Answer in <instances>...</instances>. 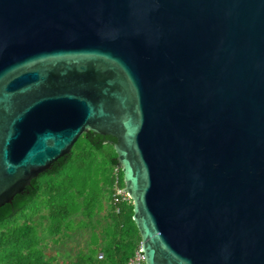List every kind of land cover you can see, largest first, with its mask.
Returning a JSON list of instances; mask_svg holds the SVG:
<instances>
[{
	"label": "water",
	"instance_id": "water-1",
	"mask_svg": "<svg viewBox=\"0 0 264 264\" xmlns=\"http://www.w3.org/2000/svg\"><path fill=\"white\" fill-rule=\"evenodd\" d=\"M88 131L146 264H264V0H0V208Z\"/></svg>",
	"mask_w": 264,
	"mask_h": 264
},
{
	"label": "trees",
	"instance_id": "trees-1",
	"mask_svg": "<svg viewBox=\"0 0 264 264\" xmlns=\"http://www.w3.org/2000/svg\"><path fill=\"white\" fill-rule=\"evenodd\" d=\"M115 139L111 136L85 132L70 154L57 160L52 169L32 180L22 194L0 208V264H54L56 257L46 254L39 227L48 220L49 236L61 242L68 231L75 229L74 216L82 215V226L92 228V241L98 248L87 245L80 249L72 264H126L141 244V236L133 220V203L114 204V184L117 174ZM98 168L107 176L102 191L91 180L92 169ZM119 184L125 186L121 170ZM102 192L109 201L105 225L100 234L92 224L97 210H101ZM43 210L46 214H40ZM37 217V218H36ZM81 226V227H82ZM103 254L99 259L97 252ZM69 257V253H65Z\"/></svg>",
	"mask_w": 264,
	"mask_h": 264
},
{
	"label": "rangeland",
	"instance_id": "rangeland-1",
	"mask_svg": "<svg viewBox=\"0 0 264 264\" xmlns=\"http://www.w3.org/2000/svg\"><path fill=\"white\" fill-rule=\"evenodd\" d=\"M103 165L102 161L100 163H97V165L92 169L91 172V180L95 184V187L97 191H102L103 183L106 181L107 176L105 173V169L103 168V171L98 168ZM101 201L103 202L102 209L99 211H96V214L92 218V224L95 226V230L97 233L100 234V231L102 230V227L105 225L106 222V216L108 214L109 209V201L106 198V194L104 196V192H102ZM40 214L45 215L46 211L43 210ZM37 218V217H36ZM75 222V229H70L68 231L69 236L64 237L61 242L53 241V238H58V236H49L47 232V224L48 220L45 219L43 221V224L39 227V233L42 237H44V243L47 245L46 247V254L48 256H54L56 257L54 264H72V262L75 260L78 252L80 249H85L87 245L92 241V228L93 226L90 225H84L82 226V223L80 220H83L85 222H88V219L83 217L82 215H76L74 216ZM82 226V227H81ZM91 245L98 248V245L94 243H90ZM65 253H69V257L65 255ZM98 258L102 259L103 256L102 252H97Z\"/></svg>",
	"mask_w": 264,
	"mask_h": 264
},
{
	"label": "built area",
	"instance_id": "built-area-1",
	"mask_svg": "<svg viewBox=\"0 0 264 264\" xmlns=\"http://www.w3.org/2000/svg\"><path fill=\"white\" fill-rule=\"evenodd\" d=\"M119 169L117 168L115 170V173L117 174V177L115 179V184H114V204H119L123 201H127L129 203L132 202L131 198L129 197L128 193L126 191H122L124 187L122 188L119 184V176H118ZM122 191V192H121ZM121 192V193H117ZM141 249V244L135 251L134 255L129 258L126 264H146L145 262V255L144 253L140 250ZM103 258V256L101 257Z\"/></svg>",
	"mask_w": 264,
	"mask_h": 264
}]
</instances>
